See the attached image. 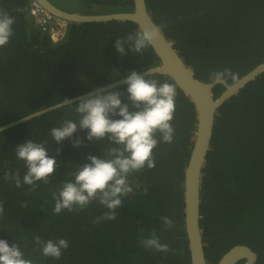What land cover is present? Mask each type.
<instances>
[{
	"label": "trees",
	"instance_id": "obj_1",
	"mask_svg": "<svg viewBox=\"0 0 264 264\" xmlns=\"http://www.w3.org/2000/svg\"><path fill=\"white\" fill-rule=\"evenodd\" d=\"M69 13L103 15L133 12V0H49ZM146 8L195 77L211 83L210 73L230 69L239 80L264 63V0H146ZM29 0H0V9L15 18L14 35L0 49V127L48 107L87 94L160 65L152 48L120 55L115 40L138 30L131 22L69 23L64 40L50 41L27 14ZM159 82L172 79L151 75ZM228 84H232L229 80ZM176 85V84H175ZM127 86L110 91L126 94ZM174 142L154 150L156 167L129 176L134 193L124 199L115 221L94 223L106 211L98 203L76 213H54L63 183L86 156L103 155L106 141L75 148L70 140L56 144L50 130L76 119L75 106L62 107L0 133V239L18 244L34 264H191L185 229L184 173L197 130L191 100L177 87ZM225 90L213 91L218 98ZM125 102H127L125 100ZM77 103V102H75ZM214 132L202 171L200 228L208 264L238 245L250 247L256 264H264V74L218 108ZM27 139L56 149V173L49 183L17 188L5 182L6 171H26L14 149ZM147 188V195L144 189ZM169 217L167 228L161 217ZM155 235L170 246L167 253L144 245ZM65 239L69 248L59 260L43 256L35 238ZM241 264V263H239Z\"/></svg>",
	"mask_w": 264,
	"mask_h": 264
},
{
	"label": "clouds",
	"instance_id": "obj_2",
	"mask_svg": "<svg viewBox=\"0 0 264 264\" xmlns=\"http://www.w3.org/2000/svg\"><path fill=\"white\" fill-rule=\"evenodd\" d=\"M63 20V19H62ZM68 23V21H67ZM15 18L0 9V49H4L14 35ZM47 32V31H46ZM48 33V32H47ZM50 38V35L48 33ZM161 39L159 26H141L134 32H129L124 38L115 40V48L120 55H127V50L143 55L150 47ZM58 44V42H53ZM152 69L142 75L132 71L123 83L127 86L126 94L119 91H108L107 87H99L78 98V102L64 98L57 108L75 106L76 119H65L59 127L50 130V135L56 144L66 140L72 146H84V137L76 135L84 131L89 143L106 141L108 147L103 149V155L97 156L89 152L86 162L73 173L74 180L62 184L59 192L54 194V213L64 210L79 213L91 204L98 203L106 209L94 223L115 221L117 211L124 207V199L134 193L129 183V176L142 172L145 168L156 167L154 150L161 143L174 142L175 128L173 121L176 112L177 90L175 84L159 82L149 78ZM210 80L213 84L227 83L235 85L237 76L230 69L213 71ZM125 100L127 102H125ZM62 151L57 148L56 155H50L46 143H38L27 139L14 149L16 158L22 161L26 171L21 177L19 170L15 173L6 171L5 182H14L17 188L30 186L36 191L40 182L49 183L58 167L57 156ZM147 195V188L144 189ZM5 214V207L0 203V217ZM163 224L171 229L174 222L171 218L161 217ZM42 254L46 258L59 260L63 251L69 248L65 239L42 240L35 238ZM144 245L158 252H169L170 246L161 243L155 235L144 240ZM0 264H34L26 258L20 246H12L0 239Z\"/></svg>",
	"mask_w": 264,
	"mask_h": 264
},
{
	"label": "water",
	"instance_id": "obj_3",
	"mask_svg": "<svg viewBox=\"0 0 264 264\" xmlns=\"http://www.w3.org/2000/svg\"><path fill=\"white\" fill-rule=\"evenodd\" d=\"M38 1L40 5L48 11V13L70 23H103L113 21L131 22L135 24L138 29L141 26H158L154 22L149 10L146 8V0H133V12L103 15H82L79 13H69L57 8L49 0ZM151 48L159 59L160 65L158 67L151 68L152 71L149 75L158 74L172 79L177 87L191 100L196 109L197 130L190 159L184 173L185 229L187 243H189L191 264H208L205 257L204 244L202 242L203 234L200 228V190L202 171L206 163L213 137L215 115L218 108H220L227 100L236 96L249 83L254 81L261 74H264V63L258 65L248 74L240 78L238 83L235 85L228 83L213 84L212 82H203L195 77L191 69L185 64L184 60L175 50L173 43L164 36L162 31L161 39L155 43L154 47ZM146 72L144 71L140 74L144 75ZM122 81L123 79L104 87H107V90L110 91L124 86L125 84ZM219 85H223L225 90L218 98H215L213 91ZM81 96L70 100L74 103L78 102V98ZM56 105L4 125L0 127V133L16 127L26 121L60 109L57 108ZM241 261H244L242 264H256L258 261V255L250 247L238 245L229 250L221 258L218 264H239Z\"/></svg>",
	"mask_w": 264,
	"mask_h": 264
},
{
	"label": "built area",
	"instance_id": "obj_4",
	"mask_svg": "<svg viewBox=\"0 0 264 264\" xmlns=\"http://www.w3.org/2000/svg\"><path fill=\"white\" fill-rule=\"evenodd\" d=\"M30 7L28 15L32 18L34 24L44 31H47L53 42L62 41L68 30V23L54 15L48 13L38 2V0H29Z\"/></svg>",
	"mask_w": 264,
	"mask_h": 264
},
{
	"label": "flooded vegetation",
	"instance_id": "obj_5",
	"mask_svg": "<svg viewBox=\"0 0 264 264\" xmlns=\"http://www.w3.org/2000/svg\"><path fill=\"white\" fill-rule=\"evenodd\" d=\"M29 7H30V4H29ZM28 10H29V8H28ZM69 23H70V22H69ZM63 40H64V39H63ZM63 40H62V41H63ZM62 41H60V42H62ZM60 42H58V43H60ZM243 262H244V261H241L240 263L242 264Z\"/></svg>",
	"mask_w": 264,
	"mask_h": 264
},
{
	"label": "bare ground",
	"instance_id": "obj_6",
	"mask_svg": "<svg viewBox=\"0 0 264 264\" xmlns=\"http://www.w3.org/2000/svg\"><path fill=\"white\" fill-rule=\"evenodd\" d=\"M39 2V1H38ZM29 4H30V2H29ZM40 4V3H39ZM68 24H69V22H68ZM194 74V73H193ZM198 79V78H197ZM200 80V79H199Z\"/></svg>",
	"mask_w": 264,
	"mask_h": 264
}]
</instances>
